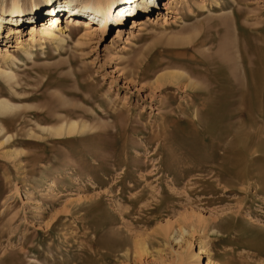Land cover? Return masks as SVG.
Returning a JSON list of instances; mask_svg holds the SVG:
<instances>
[{"label":"rangeland","instance_id":"1","mask_svg":"<svg viewBox=\"0 0 264 264\" xmlns=\"http://www.w3.org/2000/svg\"><path fill=\"white\" fill-rule=\"evenodd\" d=\"M173 1L130 0L102 29L69 22L68 0H20L21 22L60 9L74 38L35 61L11 47L31 23L7 37L2 21L0 48L27 63L15 90L0 77L16 106L0 113V264H264V0ZM72 120L86 128L50 130Z\"/></svg>","mask_w":264,"mask_h":264},{"label":"bare ground","instance_id":"2","mask_svg":"<svg viewBox=\"0 0 264 264\" xmlns=\"http://www.w3.org/2000/svg\"><path fill=\"white\" fill-rule=\"evenodd\" d=\"M53 1L54 0H44V3L45 5L49 7V5L50 6L54 5V4L53 5L51 4ZM139 1L141 2H134V4L138 6V3L139 4L143 3L142 0H139ZM68 2H70L69 4H71L72 6L71 8H73L74 10V11H71L70 13L71 15L69 16V19H70L69 22H72V23L75 22L74 23L75 25H78L79 23H83V26L85 27H92V24L99 23L100 28L102 29H104L106 26L111 24L109 23L110 21L111 22L119 21L122 17L121 15L129 12L131 8V7H127L128 2H130V0H73L74 3H71V1L68 0ZM33 5L34 6L31 10H33L34 8H38L39 4L34 2ZM79 9H81V12H79ZM8 10H9V14H7ZM28 10H30V8H28L27 6H24L20 2V0H13L10 6L3 5L2 15H0V34H1L2 28L4 29L5 27H7V26H4L5 24L2 21L3 20L6 21V18L11 15L10 16L11 22L7 21V23L13 26L7 27V33H8L6 35L7 37H10L11 35H15L16 33H21V28L25 26L26 23H31V25L29 26L30 31L28 34V38H24L23 36H16V40H17L16 44L11 45V47L12 46L16 47L17 50L22 51L28 60L35 61V56L38 55L37 53H35V50L37 49L42 50L44 53H46L45 51L47 48L49 49L52 48L51 50H56L57 54H60V55L63 54L67 46V43H66L68 42L67 38L71 37L72 40L74 38H72L71 32L68 31L69 27H66V26L62 27L58 25L57 21L59 20L58 19L59 15L57 14H60L59 12L60 9L59 10L55 9L51 13L49 12L44 13V14L42 13L41 17H43V19L40 20L39 22L37 18L30 19V20L25 19V21L23 19V21L21 22L20 20L22 17L28 16L27 15L29 14ZM147 10L148 8L146 6V10H143V11H147ZM140 11L142 12V10ZM31 12L33 13L34 10ZM73 15L75 16L73 17ZM88 17L92 19V21L90 20L88 21L87 20ZM27 18H31V17H27ZM116 23L117 22H114V24ZM119 23L121 22H118L117 24ZM38 27H41L40 28L41 31L40 30L38 31ZM54 29L57 30V32L54 31ZM87 35L89 34L87 33ZM77 43L78 44L81 43L80 39H77ZM22 60L24 59H21L17 52L16 53L11 52L10 48H7V47L0 48V77L9 87L13 88L14 90H15L14 87L16 85L17 86L20 85V81L18 79V72L14 69V67L17 68L15 66V65H18L17 61L23 62L25 64L27 63ZM74 61H76L75 58L69 57V59L65 62H67L70 67L72 66V68L75 69V67L73 66ZM50 69H51L50 67H34L32 69H29L30 71L28 72H32L33 70H35L40 73L41 72L44 73V72L49 71ZM76 70L86 71L87 67L84 66L81 68H76ZM183 76L185 75L183 74ZM183 76L181 73L179 74L177 72H167V73L162 72L161 75L157 77L158 79L157 83L161 84L159 80L162 82L167 81V82L179 83L180 79L183 78ZM161 85H165V84L162 83ZM3 89H4V85H3ZM14 108H16V106L12 105L10 101H7L3 98L0 99V113L10 112ZM42 128L44 129V127ZM85 128H86L85 125H80L76 120H72L69 123H61L58 126L51 128L50 130L53 132L54 135L63 136V135H73ZM179 229H180L181 234H183L181 230L183 232L186 231L183 225L180 226ZM173 232H177V230L174 229L172 225H168L164 228V234L166 236H170ZM173 236L176 237L175 235ZM191 242L187 244L188 249L191 248V244H192ZM140 248L142 251H147L144 244L143 246L141 245ZM197 256H199V254L196 251L189 252L188 253L189 259H194V260H191L190 263L189 262L188 263L189 264H202L200 259H195Z\"/></svg>","mask_w":264,"mask_h":264}]
</instances>
